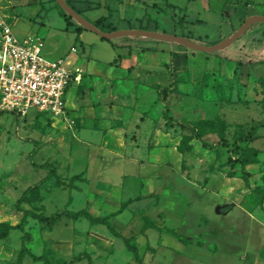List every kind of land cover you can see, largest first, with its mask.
I'll list each match as a JSON object with an SVG mask.
<instances>
[{
	"label": "rangeland",
	"instance_id": "1",
	"mask_svg": "<svg viewBox=\"0 0 264 264\" xmlns=\"http://www.w3.org/2000/svg\"><path fill=\"white\" fill-rule=\"evenodd\" d=\"M71 3L92 22L107 15L120 31L203 46L264 16V0ZM0 14L19 38H42L47 57L68 54L75 66L99 73L84 69L62 117L36 109L0 116V222L14 226L25 215L32 254L51 264L77 257L72 264H139L105 225L64 217L47 226L34 215L87 211L133 237L146 264H264V22L205 52L139 35L91 33L83 45L55 0H0ZM125 40L155 50L127 66L116 86L109 62L127 53L117 46ZM188 143L191 149H180ZM46 163L52 171L39 167ZM23 239L21 229L0 236V264H17ZM23 263L45 264L28 255Z\"/></svg>",
	"mask_w": 264,
	"mask_h": 264
},
{
	"label": "built area",
	"instance_id": "2",
	"mask_svg": "<svg viewBox=\"0 0 264 264\" xmlns=\"http://www.w3.org/2000/svg\"><path fill=\"white\" fill-rule=\"evenodd\" d=\"M44 46L40 37L19 38L0 14V111L21 117L31 109L53 117L66 113L70 86L81 79L84 69L75 66L68 54L47 57Z\"/></svg>",
	"mask_w": 264,
	"mask_h": 264
},
{
	"label": "trees",
	"instance_id": "3",
	"mask_svg": "<svg viewBox=\"0 0 264 264\" xmlns=\"http://www.w3.org/2000/svg\"><path fill=\"white\" fill-rule=\"evenodd\" d=\"M56 1V0H55ZM67 3L69 4V6H71L75 11H77L80 15H82V13L77 10L73 5L72 3L69 1V0H66ZM66 13V12H65ZM66 17L67 16H70L69 14H65ZM83 16V15H82ZM70 18L72 19L73 17L70 16ZM68 19L67 20V26H76L75 27V32L77 34H80L82 31L84 30H87L84 26H82L79 22H76L77 24L74 25V22L71 20V19ZM106 20V17H101L99 18L98 20L92 22L95 26H97L99 29H101L102 31H105V32H109V31H114L115 28L114 27H111V26H107L104 24ZM104 26H106L107 28H105ZM102 38V37H101ZM102 39H106V38H102ZM107 40H110V39H107ZM178 53L177 52H173L172 53V60L175 59V57H177ZM174 72H175V69L172 68L171 69V73L174 75ZM174 89V88H173ZM172 90L171 88H164V91L167 92V91H170ZM8 111H0V116L3 115L4 113H6ZM14 113V112H12ZM195 131H199V128H195ZM199 139V138H197ZM192 146L188 143L184 146H182L180 149L181 150H187V149H191ZM39 167H51V171L53 170L52 166L48 163L46 164H43ZM242 173H243V179L245 181L246 184L249 183V177H250V173L247 171L246 169V161L245 160H242ZM26 196V192L22 195V197L18 200V204H20L23 199L25 198ZM35 217H37L42 223H44L45 225L47 226H53L55 225L56 223H58L59 221H61L64 217H68V218H72V219H76L78 217H85L87 218L89 221H91L92 223L94 224H102V225H105L107 227V229L109 230V232L111 234H113L114 236L116 237H121L124 239V242H125V245L126 247L133 252L134 256H135V260L139 263V264H146L140 257L139 255V250H138V247L136 244H134L132 242V240H134L133 237H124L120 232H118V230L116 228L113 227V225L111 224L110 222V217L109 216H104V217H93L89 212L87 211H79V212H76L75 214H66V213H59V214H56V215H53V216H45V215H42V214H34ZM25 215L22 217L21 221L17 224V225H11L9 223H6V222H0V230H1V233H0V236L1 237H4L8 234V232L12 229H21L23 232H24V239H23V242H22V248L20 250V253H19V256H18V262L17 264H24L23 263V260L24 258L28 255L30 256L31 258H33V260L35 261H44L45 264H51L50 261L47 259L46 256H37L35 254H32L29 247L27 246V244L29 242H31L32 240V235L31 233L29 232H25L24 230V219H25ZM77 258L73 259L72 261L70 262H62L61 264H72Z\"/></svg>",
	"mask_w": 264,
	"mask_h": 264
},
{
	"label": "water",
	"instance_id": "4",
	"mask_svg": "<svg viewBox=\"0 0 264 264\" xmlns=\"http://www.w3.org/2000/svg\"><path fill=\"white\" fill-rule=\"evenodd\" d=\"M56 1L65 10L67 14L72 16L77 22H79L87 30H90L98 34L102 38L112 39V38L120 37V36L139 35V36L151 37V38L166 40V41H171V42H178L192 50L205 51V52H215L220 49H224L228 47L230 44H232L233 42L241 38L243 34L246 32V30L251 25L258 23V22H264V16H260V15L252 16L248 20H246V22L230 38L225 39L221 41L220 43L213 45V46H203V45L193 43L182 36L156 33V32H150L146 30H127V31L115 30V31L105 32L99 29L97 26H95L88 19L80 15L77 11H75L71 6H69L66 0H56Z\"/></svg>",
	"mask_w": 264,
	"mask_h": 264
},
{
	"label": "crops",
	"instance_id": "5",
	"mask_svg": "<svg viewBox=\"0 0 264 264\" xmlns=\"http://www.w3.org/2000/svg\"><path fill=\"white\" fill-rule=\"evenodd\" d=\"M69 1L70 2H76L78 0H69ZM100 6H101V3L99 2V4L97 3V5L88 6L87 8L89 10H91V9H99ZM101 17H106V20H105L106 23H104L105 25H107V26L109 25L111 27H114L113 23L111 21H109V19H108L109 16H107V15H100V16H98L96 18V20H98ZM114 28H115V30H117L116 27H114ZM237 29H234V31L232 32V35L237 31ZM146 31H148V30H146ZM150 32H156V31H150ZM91 33H94V32H92L90 30H84L80 34H77V33L76 34H77V36H79L82 44L85 45L87 43L88 39L94 40V36ZM156 33H158V32H156ZM232 35H230L229 37H222V41L225 40V39L230 38ZM98 37H100V36L98 35ZM182 37H184V36H182ZM164 41H166V40H164ZM142 43L143 42H141V40H136L135 42H134V40H130V41L129 40H125L124 42H121V43L117 44V46H119L120 49L127 50V53L119 54L118 58L115 59V61L109 62V65H111V64L113 65L114 63H116L115 64L116 68L114 67L115 69L112 70V72H111L112 75H110V73H109L110 82H112L113 84H115L117 86L118 82L116 81V79L119 78V76H120L119 74H121L123 71H127V66L131 65L132 63H135L136 61H139L140 57L143 58L144 56L148 55L149 53L153 52V50H155L153 47H149L148 45H143ZM140 49L142 51H144L143 55L140 54V52H139ZM175 52H177V51H175ZM137 54L139 55V57L137 56ZM66 55L67 54H64V55H61L60 57H64ZM130 56H132V57H130ZM130 58H132L133 60H131ZM176 58H175V60H176ZM84 69H85L87 74H97V75L99 74L98 72H96V70L92 69L90 71V70H87L86 68H84ZM70 91H71V89H70ZM68 100H69V91H68V94H67L66 102H68ZM66 105H67V103H66ZM190 145H192V144H190Z\"/></svg>",
	"mask_w": 264,
	"mask_h": 264
}]
</instances>
